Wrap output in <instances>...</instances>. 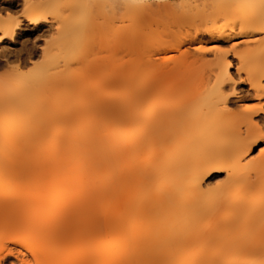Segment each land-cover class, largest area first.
Here are the masks:
<instances>
[{"label": "bare ground", "instance_id": "6f19581e", "mask_svg": "<svg viewBox=\"0 0 264 264\" xmlns=\"http://www.w3.org/2000/svg\"><path fill=\"white\" fill-rule=\"evenodd\" d=\"M15 4L22 16L3 20ZM213 8V0H0V51L21 28L49 33L40 57L22 55L11 86L0 84V205L56 209L43 231H0V264H33V245L45 233L63 239L70 224L58 227L61 217L80 207L98 211L106 237L78 251L80 264L141 241L145 256L158 244L157 264H264V0ZM165 17L179 23L177 43L165 40ZM97 31L120 47L157 35L158 51L179 52L163 57L174 61L172 80L152 57L92 58ZM230 40L236 64L216 44ZM239 83L248 95L235 106ZM82 117L86 129L70 132ZM82 220L75 232H87Z\"/></svg>", "mask_w": 264, "mask_h": 264}, {"label": "rangeland", "instance_id": "374dc122", "mask_svg": "<svg viewBox=\"0 0 264 264\" xmlns=\"http://www.w3.org/2000/svg\"><path fill=\"white\" fill-rule=\"evenodd\" d=\"M45 1V0H43ZM224 0H213V6L215 9H221ZM213 8V9H214ZM22 16L20 7L16 4L13 7L6 8L3 12V20L14 19L17 20ZM162 23L165 25V40L168 44L177 43L179 40L180 26L176 20L165 17ZM17 36L15 38V43H12L10 39L6 40V45L3 50L0 51V84L3 87H10L13 82V78L16 75L15 70L18 68L21 62L19 58L23 56L27 57L30 52L37 54V58L40 57V46L43 44L44 40L49 38L48 32L44 34L37 35L34 31H26L25 27L18 30ZM157 35H152L148 43L140 48L137 46L120 45L117 46L114 42L113 37L106 35L102 31H97L92 38L91 52L92 58L96 56L101 57H111L114 56L123 60H130L136 57L147 59L149 57L154 58L157 61V67H159L167 76V81L172 80L171 67L174 61H165L163 57H170L172 55H178V51H172L163 53L157 50ZM234 40L230 41H219L216 44L224 51H229V56L232 57L234 64L237 63V57L233 51L232 45ZM11 47V48H10ZM208 56H212L209 54ZM115 57V58H116ZM110 63V62H109ZM112 63V62H111ZM236 68V67H235ZM33 67L26 66L23 69V73H32ZM73 74L81 72L80 68L74 66L71 69ZM241 86V87H240ZM244 85L239 83V90L237 94L233 97L235 106L240 102V97L247 96L244 92ZM68 103L63 102L62 106ZM89 119L87 117L75 118L72 121V125L69 127V131L73 132L75 130L86 129ZM31 208V209H30ZM87 208V207H86ZM32 210V211H31ZM30 211L32 212L30 214ZM55 206L53 204H43L36 203L28 209H23V207L18 206L16 202H12L6 207L0 205V231L5 229H17L18 231L23 230L25 226L32 225L36 226L40 230H44V226L47 222L55 216ZM61 216L62 211H59ZM81 221V229H87L86 233L81 231L75 232V225L78 220ZM101 221L100 214L95 209H86L85 207H80L76 215L70 216L66 215L61 217L58 227H62L63 224H70L68 227L67 235L64 236L60 241L52 239V236L48 233L42 235L41 239L33 245L32 251L38 252L37 260L34 259L33 264H80L86 258L85 253L78 252L85 247H91L97 240L104 239L106 237H101L98 233L97 226ZM22 223L19 227L17 224ZM95 230V233L93 232ZM158 244L153 246V252L149 255H144L143 248L145 247L144 241L139 243H131L125 249L113 254L112 256L96 263V264H157L159 259L156 253ZM150 249V247H149ZM32 252H27V257H32ZM12 258L4 261L2 264H12ZM21 264V263H19Z\"/></svg>", "mask_w": 264, "mask_h": 264}]
</instances>
